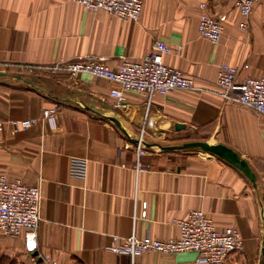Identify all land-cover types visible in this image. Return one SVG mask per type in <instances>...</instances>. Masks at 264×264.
Here are the masks:
<instances>
[{
    "label": "crops",
    "instance_id": "crops-1",
    "mask_svg": "<svg viewBox=\"0 0 264 264\" xmlns=\"http://www.w3.org/2000/svg\"><path fill=\"white\" fill-rule=\"evenodd\" d=\"M143 1L140 20L132 21L72 0H0V121L37 119L18 132L5 124L0 174L41 187L44 221L33 256L41 264H198L195 252H152L132 260L107 247L113 235L176 238V220L203 210L218 229L231 226L243 237V249L226 264H264V116L224 100L217 86L224 63L248 64L239 81L264 75V0L248 31L240 28L237 0ZM202 13L227 16L219 43L200 35ZM155 39L174 51L182 46L181 56L173 52L163 59L194 80L193 90L151 99L127 91L126 106L119 108L110 94L117 85L107 79L24 70L83 55L102 57L115 69L147 54ZM55 104L57 111L43 119ZM141 133L146 149L137 170ZM191 141L236 151L256 173L258 186L209 152L159 147ZM73 159L87 160L85 176L72 173ZM144 202L146 218L140 216ZM20 253L30 264L24 240L0 231V258Z\"/></svg>",
    "mask_w": 264,
    "mask_h": 264
},
{
    "label": "built area",
    "instance_id": "built-area-1",
    "mask_svg": "<svg viewBox=\"0 0 264 264\" xmlns=\"http://www.w3.org/2000/svg\"><path fill=\"white\" fill-rule=\"evenodd\" d=\"M89 11L105 10L120 18L138 21L143 13V0H72ZM261 0H237L236 7L243 17L240 28L250 29L251 18ZM202 7L205 5L202 4ZM226 15L212 16L202 13L198 22L200 35L213 43L222 39ZM182 46L174 49L165 41L155 39L150 51L140 59H126L117 68L110 67L102 57L83 55L71 61H61L46 69L52 74H67L75 77L81 73H88L96 77L114 82L117 87L112 88L110 94L117 99L116 105L125 108V92H143L148 99L156 94L166 95L169 92L193 90L195 82L181 70L167 65L164 55L175 52L182 55ZM26 72L31 74L32 66H26ZM248 64L242 68H247ZM242 68L228 63L220 66L217 74V86L221 97L231 103H236L251 109L264 116V75L259 78L246 77L239 81ZM25 70V68H24ZM149 101V100H148ZM58 105L45 109L43 119L54 114ZM10 123L13 131L32 127L36 118L12 119L0 121V132L5 124ZM151 124V122H150ZM141 137L136 143V169L141 168L140 157L145 153L146 142ZM71 170L74 175L85 176L87 160L73 159ZM42 191L39 185H31L20 179H11L6 174H0V231L10 238H22L25 250L32 258L30 264H41L37 256L38 231L44 221L42 216ZM142 218L147 217V205L142 204L140 212ZM180 234L176 238L166 240L153 238L147 235L143 238L132 234L128 237L112 236V244L108 250L117 255H127L135 258L157 252L161 254H178L195 252L198 264H226L234 252L241 251L244 240L241 233L234 227L218 229L213 220L203 211L194 210L187 218L177 219ZM32 255V256H31Z\"/></svg>",
    "mask_w": 264,
    "mask_h": 264
},
{
    "label": "water",
    "instance_id": "water-1",
    "mask_svg": "<svg viewBox=\"0 0 264 264\" xmlns=\"http://www.w3.org/2000/svg\"><path fill=\"white\" fill-rule=\"evenodd\" d=\"M4 74V73H3ZM1 75V73H0ZM119 123V122H117ZM120 126V125H119ZM121 127V126H120ZM178 128H182V124L177 125ZM150 145V144H148ZM160 148L164 150H172V149H201L203 151L209 152L211 154H214L236 168H238L245 176L249 178L251 182L254 183V185L257 187V176L248 161L244 158H242L236 151L229 148L228 146L221 144V143H214L209 141H191V142H185L180 145H172V146H159ZM264 212V207H263ZM264 217V213H263Z\"/></svg>",
    "mask_w": 264,
    "mask_h": 264
},
{
    "label": "rangeland",
    "instance_id": "rangeland-1",
    "mask_svg": "<svg viewBox=\"0 0 264 264\" xmlns=\"http://www.w3.org/2000/svg\"><path fill=\"white\" fill-rule=\"evenodd\" d=\"M163 3V5H165L166 3H169V0H165V1H163L162 2ZM261 4V3H260ZM259 4V5H260ZM258 5V6H259ZM83 6V5H82ZM262 8H263V13H264V5L262 6ZM256 10V9H255ZM255 14V13H254ZM253 14V15H254ZM125 19V18H124ZM140 20V19H139ZM133 21V20H132ZM48 67H50V66H46V67H42V68H38V67H31L32 68V71H33V73H37V72H49V71H47L46 69H48ZM26 68L27 67H25V71H26ZM50 74H52L51 72H49ZM2 174V173H1ZM15 254H13V255H9V254H1V258H0V263H2V264H27L26 262H27V260H28V257H27V255L23 258V256L24 255H22L21 253L20 254H17V256L15 255ZM29 262H30V259H29Z\"/></svg>",
    "mask_w": 264,
    "mask_h": 264
}]
</instances>
